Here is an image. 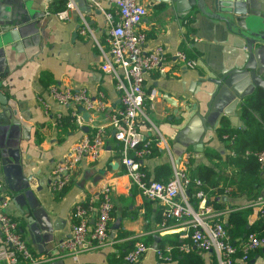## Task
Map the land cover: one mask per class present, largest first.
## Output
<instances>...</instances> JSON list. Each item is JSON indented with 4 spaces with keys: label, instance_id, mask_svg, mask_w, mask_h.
<instances>
[{
    "label": "crops",
    "instance_id": "obj_1",
    "mask_svg": "<svg viewBox=\"0 0 264 264\" xmlns=\"http://www.w3.org/2000/svg\"><path fill=\"white\" fill-rule=\"evenodd\" d=\"M137 1L146 8L137 27L146 36V47L160 46L170 57L165 71H150L144 78L142 110L153 130L146 135L151 146L139 161L141 167L153 180L169 178L174 169L190 175L196 167H210L221 177L236 180L242 175L244 181L238 185L229 186L219 179L209 188L214 191L210 197L216 209H231L222 219L225 227H231L229 214L239 211L237 224L244 223V228L264 234L259 217L264 204L255 203L257 197L264 199V166H258L253 174L248 164L243 170L231 161L222 165L227 155L247 159L231 147L236 139L249 150L264 145V122L258 111L242 113L244 97L252 92L247 79H233L231 87L213 102L214 111L205 124L214 125L211 129L202 128L188 107L195 104L196 111L205 110L207 94L213 90L207 79L231 67L233 59L241 54L240 39L196 6L185 16H178L174 5L166 0ZM67 2L71 6L66 16L58 19L54 13ZM110 9L105 2L98 9L85 0H0V34L22 25L39 34L36 46L21 53L8 49L4 54L0 42V92L7 97V105H0V182L11 195L7 212L16 220L30 252L44 257L46 264H126L123 255L136 240L150 249L135 264H170L173 260L162 263L156 258L155 248L189 242L183 236L185 224H163L160 205L141 197L123 174L121 146L108 124L120 106L119 95L111 74L102 73L101 50L107 51L103 12ZM185 17H190L191 31L187 34L182 21ZM176 51L194 55V66L173 60ZM259 62H264V54ZM52 83L73 89L84 87L91 100L102 95L105 102L104 110L88 112V120L82 119L81 126H87V131L101 127L106 133L104 145L70 169L68 184L59 198L51 191V173L84 131L72 123L71 107L48 99L40 101L45 87ZM221 126L232 133V139L217 136ZM159 138L163 142L158 143ZM103 187L111 193L109 243L100 248L84 246L74 259L59 247V242L70 236L71 211L75 204L98 196ZM88 221L93 224L94 212ZM198 252L203 264H217L213 251ZM0 264L19 263L0 259ZM248 264H264V247L250 252Z\"/></svg>",
    "mask_w": 264,
    "mask_h": 264
},
{
    "label": "built area",
    "instance_id": "obj_2",
    "mask_svg": "<svg viewBox=\"0 0 264 264\" xmlns=\"http://www.w3.org/2000/svg\"><path fill=\"white\" fill-rule=\"evenodd\" d=\"M85 1L98 9L101 2L111 7L109 11L103 12L107 24V51L100 50L104 57L102 73L111 74L119 95L120 106L111 115L108 124L114 129V137L121 146L123 174L141 197L160 205L163 224L169 221L185 224L186 233L183 236L189 242L179 245L178 251L186 252L190 248L198 251L211 250L216 255L217 264H248L250 252L264 247L263 234L249 232L242 238H231L222 221L231 209H216L209 204L202 190H196L189 197L186 193L189 179L185 170L174 169L166 180H153L147 178L139 162L150 151L151 140L146 139V135L153 130L147 114L142 110L144 78L150 71H165L170 60L162 47L147 48L145 34L137 29L146 14V8L137 0ZM70 6L71 3L67 2L54 16L63 19ZM79 32L84 34L83 30ZM172 58L185 66H194L195 63L194 59L188 58L181 51L174 52ZM47 99L71 107V120L78 129L83 122L80 111L76 110L77 106L94 113L105 108L102 95L96 100H91L84 87L73 89L52 83L45 87L40 97L42 103ZM105 134L101 127L83 132L70 146L66 156L55 165L51 173L50 186L53 193L60 192L68 184L70 169L75 164L87 154L95 155L103 147ZM222 138L232 139L227 135ZM140 142L142 144L135 148ZM160 142H163L161 138L158 143ZM128 151L131 155L127 154ZM241 155L254 158L259 167L264 166V145L260 149H246ZM194 183L197 186L201 184L199 180ZM229 188L227 186L225 189ZM191 198L195 200L192 201ZM10 199V193L0 182V259H5L8 263L46 264L44 257L30 252L26 240L17 229L16 220L7 212ZM255 203L264 204V199L257 197ZM111 208V193L108 187H103L98 196L88 197L75 204L71 211L73 223L70 236L60 241L59 247L75 259L78 251L84 246L100 248L109 243ZM93 212L94 221L89 225L88 220ZM263 216L264 211H260L259 217L264 227ZM148 249V245L136 240L124 253L123 261L126 264H135ZM171 250V245L155 248V256L160 262L169 263L172 261Z\"/></svg>",
    "mask_w": 264,
    "mask_h": 264
},
{
    "label": "water",
    "instance_id": "obj_3",
    "mask_svg": "<svg viewBox=\"0 0 264 264\" xmlns=\"http://www.w3.org/2000/svg\"><path fill=\"white\" fill-rule=\"evenodd\" d=\"M166 1L174 5L178 16H185L192 7L196 6L200 12L221 22L223 27L242 43L241 54L233 59L231 67L221 71L218 77L207 79L213 85V90L207 94L209 101L205 103V110L196 111L195 104L188 105L189 112L193 111L192 116L198 119L201 127L211 129L214 125L206 127L205 124L214 111L213 102L220 99L224 91L231 87L233 79L245 78L248 81L250 92L256 89L264 92V78L262 77L264 62H259L260 55L264 54V0H210V3L208 0ZM26 26L10 28L0 34L4 54L8 49L21 53L36 46L39 40L38 31L37 33L36 30L29 31ZM0 105H7V97L1 92ZM79 111L82 112L83 121L87 122L89 113L82 107H79ZM87 128L83 126L81 130L86 132ZM111 135L114 136V131ZM198 144L200 145V142Z\"/></svg>",
    "mask_w": 264,
    "mask_h": 264
},
{
    "label": "trees",
    "instance_id": "obj_4",
    "mask_svg": "<svg viewBox=\"0 0 264 264\" xmlns=\"http://www.w3.org/2000/svg\"><path fill=\"white\" fill-rule=\"evenodd\" d=\"M182 21H183V25L186 27V34H187L188 32L191 31L190 27L188 26V24L190 22V17H185ZM187 41H190V39H188ZM189 50L192 51L191 48ZM193 54H194V52H193ZM186 56L188 58H192V59L195 58L194 55H190V54H189V56L188 55H186ZM244 98H245V101L242 102V105H241L242 113L244 115H246L248 110L254 109V110L258 111L260 118H261V121L264 122V92L261 91L260 89H256L251 94L247 95ZM216 131H217V136L220 139H223L222 138L223 135H227V137H232L231 136L232 133L226 131V129L223 128V126L217 128ZM230 145L234 149V151L243 152L244 150H246L245 146H242V145L237 143V139L234 140ZM135 148H137L136 145H135ZM252 150H254V149H252ZM228 161H231L233 163V165L238 167L240 170L247 168L246 164H248L249 168L251 169L250 172H252L253 174L256 173L257 168H258V164H257L256 160L252 157H247V159H244V158H241L240 156L227 155L225 157V161L222 163V165L226 164ZM187 169H191V168L189 166H187ZM186 174H187V177L189 179V184H188V187L186 189L187 195L189 197H191L193 192H195L196 190H202L206 194L207 201L209 202V204H212L213 206L215 203H214L213 198L211 199L210 196L214 195L213 194L214 191H210L209 188L212 185L216 186L219 179L220 180L222 179L223 183L225 181H227L226 183L229 186L230 185L231 186L232 185H238L239 181H241V180L244 181V179H242L243 178L242 175L239 176L238 180H236L235 178H232V177H226V176L221 177V175L219 174V171L216 172V171H214L213 168H210V167H196V168L191 170L190 175L187 172H186ZM195 180H199L201 184L199 186L195 185V183H194ZM62 190L60 192H54V194H53L54 197L59 198ZM191 200L194 201L195 199L191 198ZM238 213H240V212L239 211H233L232 213L229 214V216H230L229 217V223L231 222V227L227 226L228 224H226L227 232L231 238H242L247 233L253 232V231H250L249 228H247V229L244 228V223L237 224L239 222V219L237 218ZM171 258L173 261L170 264H203L202 257L200 255V253L195 248H190L186 252H181V251H178L177 245H176V247L172 246Z\"/></svg>",
    "mask_w": 264,
    "mask_h": 264
}]
</instances>
